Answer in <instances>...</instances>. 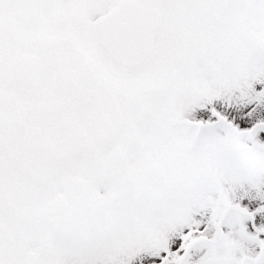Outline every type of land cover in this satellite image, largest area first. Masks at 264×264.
I'll use <instances>...</instances> for the list:
<instances>
[{"label": "snow or ice", "instance_id": "obj_1", "mask_svg": "<svg viewBox=\"0 0 264 264\" xmlns=\"http://www.w3.org/2000/svg\"><path fill=\"white\" fill-rule=\"evenodd\" d=\"M0 264H264V0H0Z\"/></svg>", "mask_w": 264, "mask_h": 264}]
</instances>
